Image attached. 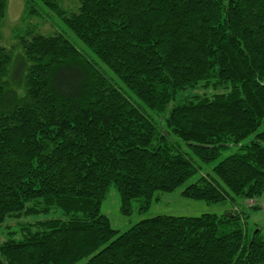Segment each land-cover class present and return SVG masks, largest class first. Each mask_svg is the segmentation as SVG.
<instances>
[{"label": "trees", "instance_id": "1", "mask_svg": "<svg viewBox=\"0 0 264 264\" xmlns=\"http://www.w3.org/2000/svg\"><path fill=\"white\" fill-rule=\"evenodd\" d=\"M23 1L0 44V264H264L243 210L123 232L100 211L111 187L124 216L176 189L233 207L263 193L264 0ZM53 16L49 33L32 21Z\"/></svg>", "mask_w": 264, "mask_h": 264}, {"label": "rangeland", "instance_id": "2", "mask_svg": "<svg viewBox=\"0 0 264 264\" xmlns=\"http://www.w3.org/2000/svg\"><path fill=\"white\" fill-rule=\"evenodd\" d=\"M61 8L63 10L70 12L76 11L78 5V0H58ZM24 7L23 0H8L6 16L0 26V44L5 47H10L12 45V30L14 26L20 24V16L22 14ZM53 20V21H52ZM33 22L40 23L39 30L43 33L53 32L55 30V22L59 23V20L56 16H53L51 19L42 20L34 17ZM73 41V39H72ZM80 47H84L80 42ZM14 62L15 63L18 57L21 55L19 49L14 50ZM106 74H109L107 68H105ZM122 88H124L121 85ZM211 93L213 90H205L202 88L195 89L194 91H188L186 94H202V93ZM264 129V122L259 127V130ZM235 151L234 147H230L227 150L221 153V156L213 161L211 165L205 166L204 170H208L216 164L220 159L231 154ZM180 189H176L169 193H161L160 199L151 204V206L143 213H133L130 216H124L120 213V202L119 196L114 187H111L101 204L100 211L105 215L113 229L118 230L119 232L126 231L133 224L138 221L149 218L156 215H173V216H198L203 213H214L217 215L230 213V211L243 210L245 221L247 225V233L249 236H252L256 229L260 230V235L264 237V189L263 193L251 200L237 199L233 207L231 202L225 200L218 202L216 204H207L203 201H193L190 199L183 198L179 194ZM251 202V203H249ZM137 204L136 201H133V206ZM254 206H258L254 208ZM50 215H39V216H30L26 220L34 221L49 218ZM16 221H9L10 225L15 224ZM3 239L0 234V241ZM84 260L78 261L75 264H83Z\"/></svg>", "mask_w": 264, "mask_h": 264}, {"label": "crops", "instance_id": "3", "mask_svg": "<svg viewBox=\"0 0 264 264\" xmlns=\"http://www.w3.org/2000/svg\"><path fill=\"white\" fill-rule=\"evenodd\" d=\"M249 203H251V202H249Z\"/></svg>", "mask_w": 264, "mask_h": 264}, {"label": "water", "instance_id": "4", "mask_svg": "<svg viewBox=\"0 0 264 264\" xmlns=\"http://www.w3.org/2000/svg\"><path fill=\"white\" fill-rule=\"evenodd\" d=\"M229 215V214H228Z\"/></svg>", "mask_w": 264, "mask_h": 264}]
</instances>
